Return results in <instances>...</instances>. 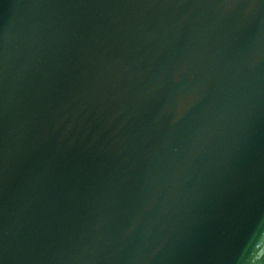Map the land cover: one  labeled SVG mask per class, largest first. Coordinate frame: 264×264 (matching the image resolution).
I'll return each instance as SVG.
<instances>
[{"label": "water", "instance_id": "95a60500", "mask_svg": "<svg viewBox=\"0 0 264 264\" xmlns=\"http://www.w3.org/2000/svg\"><path fill=\"white\" fill-rule=\"evenodd\" d=\"M0 264H264V0H0Z\"/></svg>", "mask_w": 264, "mask_h": 264}]
</instances>
